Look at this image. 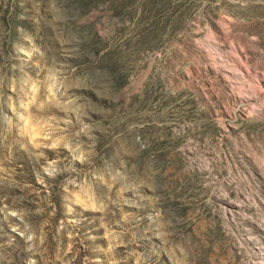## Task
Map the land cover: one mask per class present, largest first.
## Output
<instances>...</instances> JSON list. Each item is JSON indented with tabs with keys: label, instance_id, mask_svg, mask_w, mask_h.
<instances>
[{
	"label": "rangeland",
	"instance_id": "374dc122",
	"mask_svg": "<svg viewBox=\"0 0 264 264\" xmlns=\"http://www.w3.org/2000/svg\"><path fill=\"white\" fill-rule=\"evenodd\" d=\"M0 264H264V0H0Z\"/></svg>",
	"mask_w": 264,
	"mask_h": 264
}]
</instances>
